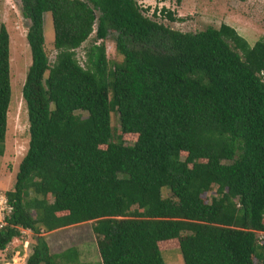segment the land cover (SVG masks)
<instances>
[{"label":"trees","instance_id":"16d2710c","mask_svg":"<svg viewBox=\"0 0 264 264\" xmlns=\"http://www.w3.org/2000/svg\"><path fill=\"white\" fill-rule=\"evenodd\" d=\"M20 2L29 21L21 88L29 138L5 191L13 211L0 251L19 236L16 226L35 240L24 264H81L74 247L51 253L42 232L91 222L98 264H164L156 244L166 240H178L183 264H264V40L250 45L226 24L173 30L136 0ZM158 15L182 21L163 7ZM95 22L98 40L115 32L122 57L110 79L103 42L88 48L84 67L75 58ZM8 44L0 24V156ZM111 106L133 144L110 140ZM211 185L216 196L204 203L200 192ZM165 187L175 203L161 199Z\"/></svg>","mask_w":264,"mask_h":264},{"label":"rangeland","instance_id":"374dc122","mask_svg":"<svg viewBox=\"0 0 264 264\" xmlns=\"http://www.w3.org/2000/svg\"><path fill=\"white\" fill-rule=\"evenodd\" d=\"M144 14L163 25L181 32H197L207 27L218 28L220 24L232 27L237 34L243 37L250 45L258 39L264 40V0H136ZM168 9L172 14L182 18V21H168L158 15L160 8ZM155 11L156 16L151 14ZM95 16L98 12L95 11ZM0 24H3L8 34L9 48V83L10 100L6 113V130L4 138V152L0 156V191L12 190L15 173L28 143V122L25 103L22 99L21 88L30 64V51L25 39L29 21L21 15L20 0H0ZM96 22L93 32L74 50L75 58L81 66H85L86 52L92 44L103 42L107 60L106 72L110 79V72L122 61L121 55L115 50V32L109 30L103 40L95 37ZM42 31L44 37L43 49L52 63L56 50L53 47V30L49 13L43 14ZM111 100V91L109 90ZM74 115L85 116V113L76 111ZM110 140L129 146L136 140L135 134L122 133L119 127L118 114L114 106L109 110ZM103 147V146H101ZM185 155L181 154V158ZM216 187L207 186L200 192L204 203H211L215 198ZM164 202L175 203L176 199L171 194V187L160 190ZM50 247V252H61L74 247L78 252L81 264H98L99 258L91 231V222L71 225L50 232H42ZM28 242L25 252H31L35 240L29 231L19 235L5 246L6 250L0 251V264H10L12 255L17 253L21 258L23 241ZM156 248L164 264H183L178 248V240L157 242ZM25 254V256H26ZM258 264L257 260H254ZM20 262V260L14 261Z\"/></svg>","mask_w":264,"mask_h":264},{"label":"built area","instance_id":"2783aa9c","mask_svg":"<svg viewBox=\"0 0 264 264\" xmlns=\"http://www.w3.org/2000/svg\"><path fill=\"white\" fill-rule=\"evenodd\" d=\"M13 206L9 203L5 196V192L0 191V234L6 230V228L9 226L8 219L10 215L12 214ZM19 231V235H22L24 233L29 232L28 229H23L20 227H16ZM28 242L26 240L23 241V248L27 247Z\"/></svg>","mask_w":264,"mask_h":264},{"label":"crops","instance_id":"0c3cea01","mask_svg":"<svg viewBox=\"0 0 264 264\" xmlns=\"http://www.w3.org/2000/svg\"><path fill=\"white\" fill-rule=\"evenodd\" d=\"M15 174H16V173H15ZM9 190H11V189H9ZM5 191H7V190H5ZM5 191H4V192H5ZM46 243H47V242H46ZM47 245H48V243H47ZM48 248H49V250H50L49 245H48ZM4 250H6V248H5ZM76 250H77L78 252H80L79 249L76 248ZM23 251H24V253H23V255H22L21 258H18L17 253H15V255H12V257H11V259H10V261H11L10 264H15L14 261H17V260H20V262H16V264H24V263H25V259H26V257H27V254H26V252H25V251H26L25 248H23ZM52 253H58V252H53V251H52ZM25 254H26V256H25Z\"/></svg>","mask_w":264,"mask_h":264}]
</instances>
